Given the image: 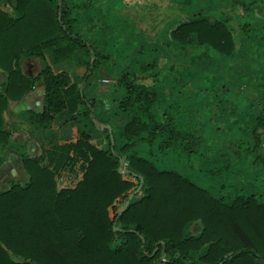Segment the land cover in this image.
I'll list each match as a JSON object with an SVG mask.
<instances>
[{"label":"trees","instance_id":"16d2710c","mask_svg":"<svg viewBox=\"0 0 264 264\" xmlns=\"http://www.w3.org/2000/svg\"><path fill=\"white\" fill-rule=\"evenodd\" d=\"M15 9L16 18L0 10V70L6 74L0 94V142L8 140L2 130L8 100L20 99L33 82L19 66L28 56L42 62L38 78L44 84V109L29 111L31 121L48 128L55 114L84 109L98 127L93 104L81 91L97 67V53L75 33V16L67 1L17 0ZM233 33L224 18L210 23L196 16L177 25L171 40L189 51L191 62L209 49L232 55ZM78 49L94 57V62L81 82L73 84L67 72H53L44 54L51 52L57 63L71 60ZM162 69L144 63L139 71L156 70L155 80L161 74L175 77L180 71L171 66ZM112 86L111 94L121 93L119 110L129 115L119 130L124 138L120 152L128 153L125 169L137 183L119 172L124 162L118 154L95 147L85 132L76 142L51 147L46 164L42 157L23 160L28 181L0 191V264H264V203L242 194H230L225 201L176 171L158 170L156 157L190 158L202 136L175 121L169 111L156 121L152 111L156 93L134 71L126 70ZM226 91L221 88V93ZM210 94L216 98L218 93ZM254 102L263 106V122H252L257 143L256 132L264 128V92ZM142 145L148 147L143 150L148 157L135 151ZM79 161L82 178L72 188L58 189L60 171ZM132 188L137 191L127 207L111 217L113 203ZM191 224L199 225L198 234H186Z\"/></svg>","mask_w":264,"mask_h":264},{"label":"crops","instance_id":"0c3cea01","mask_svg":"<svg viewBox=\"0 0 264 264\" xmlns=\"http://www.w3.org/2000/svg\"><path fill=\"white\" fill-rule=\"evenodd\" d=\"M16 1L17 0H0V10L16 18L18 16L15 9ZM66 1L68 3V8L75 16V23L73 24L75 33L83 37L96 53L100 51L103 55L102 59L105 61V67L100 68L101 65L98 67L97 64L98 68H94L88 81L81 87L84 96L93 104V112L100 124L98 127L94 126L84 113V109L73 114L68 110H63L55 114L48 128H40L34 124L29 118V111L42 112L44 109V84L41 78H38V74L42 68V62L35 56H28L22 59L19 62L21 73L33 82L30 90L20 99H9L7 107L3 112L2 130L7 134L8 140L5 143L0 142V191L9 189L14 183H25L28 181V175L23 169V160L42 157L41 163L46 164V152L51 147L76 142L80 132H85L88 135L89 142L97 148L110 150L111 152L116 148L117 151H119L117 154L120 156L121 160L126 163V156L128 153L120 152V148L124 145V138L120 136V131L112 122L105 123L104 120L106 116H108L106 111L107 108H109L108 105L121 93L108 95L110 92L106 90V86L115 84V82L124 75L125 69L129 66V64L127 65L126 63L132 60L140 61L141 66L144 63L151 64V61H155L156 55L158 56L161 53L157 38L163 35L165 38L168 37L169 42L173 43L171 40V32L180 23L189 21L196 16L205 17L210 23H213L217 17L224 18L229 26L234 29L235 49L232 55L219 54L211 49L207 50L206 53L209 54V57L227 58L230 61H234L236 63H233L234 67L239 64V62L236 61L239 59L242 60V57L246 54V52L241 49L243 46L252 43L256 50H264V0ZM56 5L57 3L54 2L53 6L55 7ZM226 13H228L229 18L225 17ZM157 31L158 35L156 33ZM96 44L100 45L99 48L93 47ZM243 49L245 51L247 50L245 48ZM204 54L194 58L203 59L205 57ZM44 57L53 72H67L73 84H79L81 82L86 74L88 66L90 63L94 62V57L81 49H78L73 58L68 61L55 63L52 53L49 51L45 52ZM188 58L189 54L184 60L187 61ZM98 60L97 58V61ZM115 61L116 63H114ZM97 63H99V61ZM215 66L217 65H214L213 69H215ZM261 66L263 67L261 69L264 70V58H262ZM139 70L140 67L138 69L140 73ZM221 72L226 71L222 70ZM108 73H112L113 76L109 77L107 75ZM135 74L140 78L138 73ZM114 75L115 78H113ZM227 75L229 74H226V76ZM148 77L152 78L151 75ZM108 79L111 80V83H109ZM215 79L216 78L213 76L211 82H214ZM114 80L116 81L114 82ZM140 81L146 84L144 79L140 78ZM146 85L151 87L156 93L155 83L152 82V84ZM5 86L6 74L0 70V94L4 93ZM173 86H175V83L171 87ZM221 88H223V86ZM201 89L204 90L206 94L212 92L218 93L215 99L220 106V111L215 116L212 124L220 123L218 120L222 118L233 124L235 122L243 124L252 122L257 124L263 122L261 121L263 111L262 105L255 104L254 108L256 112L251 116L247 113H244L245 116L240 113L234 116V112L237 108L243 105V102L234 105L230 100V97H233L231 93L234 92V89H238L236 84H234L232 88L231 86L227 88V91L224 93H221V89L220 91L215 92L213 90L211 92V86H201ZM235 93H237V90ZM156 101H158V99H156ZM100 105L102 106L100 107ZM103 106L104 109H101ZM206 120L208 121V119ZM207 121H204L207 125V127L205 126L204 128H207V130L204 135H202L210 140H215L218 134L214 131L215 127L212 125L209 126ZM106 126H110L111 132H109ZM243 131L245 132V127ZM250 132L251 131H249V134ZM256 133L260 134V140L262 141L260 148L263 151L260 150L257 153V156L259 155L261 157V161L256 158L249 159L248 165L245 166V169L249 168L250 171V174L247 176L243 175L244 170L240 169L242 167H234V165L238 164L239 158L243 159L247 154L245 156L241 155L242 158L240 156L236 157L235 154H232L228 150L221 152L217 149L212 152L210 150L206 153L207 156L211 155V157H213L211 158L213 160L212 164L216 171L220 170L224 172V175H229L231 181H234L231 178L236 179L240 188L238 191H236L237 188L234 190V195H254L259 202L264 203V128L258 129ZM147 149L148 147L146 145H142V147L137 146L135 151ZM257 156L255 155V157ZM180 159L186 160L179 162V158L176 157H171L167 160L157 159V161H155L156 168L160 171H176L182 177L193 181L197 186L207 189V187H202L193 179V175L190 174L191 171L186 170L184 173L180 172V164L186 163L189 158L181 157ZM238 168L242 173L239 172ZM77 171H80L79 176L76 182L70 185L72 176ZM210 173L213 174L214 171ZM82 175V163L80 161L73 163L60 171L57 177L58 189L74 187L82 178ZM202 175L204 176V174ZM239 175L244 179L241 177L239 178ZM209 186L211 187V185ZM220 187L224 188L226 184H221ZM218 195L220 198L227 201V197L221 194ZM214 197H216V195H214Z\"/></svg>","mask_w":264,"mask_h":264},{"label":"rangeland","instance_id":"374dc122","mask_svg":"<svg viewBox=\"0 0 264 264\" xmlns=\"http://www.w3.org/2000/svg\"><path fill=\"white\" fill-rule=\"evenodd\" d=\"M225 17L229 18L228 13L225 14ZM156 33L158 35V31ZM157 40L160 45L161 53L158 56L156 55L155 61H151V64L155 65L156 69L160 70H163L162 68L168 66L179 68L180 71L177 73V75L175 74V77L161 74L159 80H155L153 75L157 72L156 70H150L146 73H139L138 69L141 62L134 60L126 63L127 65L129 64V66L125 69V71L132 70L135 73H138L140 78L145 80L146 84H152V82L155 83V91L158 101H155L152 105V111L156 121L160 122L163 113L169 111L173 114L175 121L188 124L190 127L197 129L195 132L197 135L200 134L199 136H202V138L199 137L200 142L196 146L195 153L191 155L186 163L182 165L179 163L180 172L184 173L186 170L191 171L190 174L193 175V179L196 180L202 187H207V189H209L213 195H216V197L220 198L218 194H221L227 197L226 200H229L230 198L228 196L230 194L234 195V190L237 188L236 191H238L240 186H238L239 184L235 178H231L234 180L231 181L229 179V175H224V172L220 170L216 171L212 164L213 160L211 158L213 157H211V155L207 156L206 152L210 150L212 152L213 150L217 149L221 152L228 150L232 154H239L240 157L247 154L248 157L246 155L244 158L242 157L243 159L239 158L238 164L234 165L235 168L239 166L242 167L240 169L244 170L243 175L247 176L250 174V171L249 168L245 169V166L248 165L249 159L256 158L255 155L257 156V153L262 150L260 148L262 141L259 139L257 143L255 142L256 134L254 136L251 134L252 129L254 128V124L252 123H250L248 126L247 124L240 122H235L233 124L222 118L218 120L220 123L212 124V122H214L213 120L215 116L220 111V106L218 105L217 100L212 97L211 94H206L204 90L201 89V86H211V92L213 90L216 92L220 91L222 86L224 88H229L231 86L232 88V86L236 84L238 89H234V92L231 93V96L233 97H230V100L234 105L238 103L240 104V102H243V105L237 108V110L234 112V116L236 114L238 115L239 113L243 116H245L246 113L250 116L255 114L256 110L254 108V99L264 92V70L261 69L263 68L261 66V61L262 58H264V50H256L252 43L243 46L241 49L246 52V54H244L242 60L239 59L236 61L239 62V64L234 67V61H230L227 58L222 59L214 56L209 57V54L206 52L203 59L193 58L191 62H187L184 60V58L188 56V50H181L174 43L169 42L168 37L165 38L163 35L160 38L158 37ZM99 46V44H96L93 47L99 48ZM243 48L247 50L245 51ZM97 58L99 59L98 67L101 65L100 68H104L105 61H103V55L100 53V51H97ZM114 63H116V61ZM214 65H217L215 66V69H213ZM222 70H225L228 73L221 72ZM149 74L153 77L149 78ZM226 74L229 75L226 76ZM107 75L109 77L113 76L112 73H108ZM213 76L216 79L214 82H211ZM113 78H115V75ZM115 81L116 80H114V82ZM109 83H111V80H109ZM174 83L175 86L171 87L174 85ZM112 87L113 86L109 84L106 86V90L110 92L112 91ZM236 90L237 93H235ZM249 90L251 92L246 93V91ZM108 95L113 94L108 93ZM120 99L121 94L113 99V101L108 105L109 108L106 110L108 116H106L104 119L105 123L112 122V124H114L118 130L123 127L124 123L129 117V115L119 110L118 103ZM101 106L102 105H100V107ZM101 109H104V106ZM205 118L208 119V121ZM204 121H207L209 126L212 125L215 127L214 131L216 134H218L215 140H210L203 137L207 130V128H204L205 126L207 127ZM244 127L245 132L243 131ZM227 130L231 131L228 132ZM249 131H251L250 134ZM255 145L256 147L254 148ZM114 153L117 154L119 151H117L115 148ZM141 154L145 157L149 156L145 151H142ZM167 155L168 154L161 157H156L155 161H157V159L167 160L168 158L170 159L172 157ZM185 160H181L179 158V162H183ZM259 161H261V159H259ZM122 168L125 169L127 167L125 164H123ZM211 171L212 173L214 171V173L211 174ZM239 172H241V170H239ZM79 173L80 171H77L73 174L70 185H73L76 182ZM202 174H204V176ZM122 176L124 179L134 182V184L137 183V181L127 173L123 172ZM240 177L243 178L241 175H239V178ZM221 184H226V187H220ZM209 185H211V187ZM133 189L134 188L130 189L125 196L118 198L113 203L114 208H110L111 217L115 212L125 206L128 196L131 194ZM137 195L139 197L142 194L138 192ZM199 232L200 227L197 224H191L186 227L187 235H195Z\"/></svg>","mask_w":264,"mask_h":264},{"label":"water","instance_id":"95a60500","mask_svg":"<svg viewBox=\"0 0 264 264\" xmlns=\"http://www.w3.org/2000/svg\"><path fill=\"white\" fill-rule=\"evenodd\" d=\"M107 127V129L109 130V132H111V128H110V126H106ZM119 172L120 173H129V172H131V171H129V170H127V169H123L122 167L119 169ZM142 184V178H140V185ZM140 185H139V187L137 188V190H139L140 189ZM136 190V191H137ZM136 191H134V192H132L129 196H128V199H127V201H126V203H125V206H124V208L122 209V211L127 207V205L129 204V201L132 199V197H133V195L136 193ZM113 229L114 230H117L118 228L114 225V227H113Z\"/></svg>","mask_w":264,"mask_h":264}]
</instances>
